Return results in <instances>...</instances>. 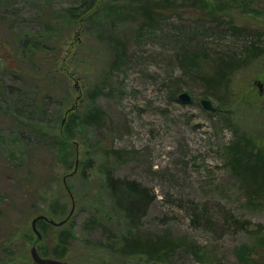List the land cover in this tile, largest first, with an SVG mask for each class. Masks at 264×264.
Returning <instances> with one entry per match:
<instances>
[{"label": "rangeland", "instance_id": "obj_1", "mask_svg": "<svg viewBox=\"0 0 264 264\" xmlns=\"http://www.w3.org/2000/svg\"><path fill=\"white\" fill-rule=\"evenodd\" d=\"M192 1L151 0L171 7L156 15L153 29L140 30L143 17L137 6L145 0H0V20L5 21V27L0 24V40H14L18 57L13 59L34 68L37 53L49 52L48 48L60 58L54 68L58 95L45 109L36 105L23 110L24 118L16 111L17 130L12 110L20 97L4 93L0 99V264H35L32 248L40 254L42 248L51 250L62 229L59 223L73 218L74 238L62 259L65 263L153 264L142 255L121 256L109 250L113 242H120L122 231L116 235L93 222L81 206V190L90 185L99 189L103 182L104 150L112 147L119 151L114 176L139 182L155 195L140 232L167 233L179 242L170 260L160 264H264V197L249 194L231 171L228 155L230 146L244 135L264 151V0H205L224 9L219 23L206 20ZM109 7L119 15L114 24ZM226 20L243 32L234 33L223 23ZM109 41L111 47L116 42L125 50L114 72ZM26 42L32 48L41 45L31 55L25 53ZM253 43L260 51L232 74L227 89L215 92L204 85L199 71H209L221 56H247ZM0 52L8 50L0 45ZM192 53L206 61H200L198 70L185 72L183 61ZM33 72L42 76V70ZM15 80L16 90L20 82ZM103 85L107 86L102 95L92 100L93 88ZM183 92L191 102L179 100ZM202 98L218 112L205 110ZM96 108L106 113L98 126L78 120ZM250 111L256 115L250 116ZM73 112L74 139L64 149L58 138H67ZM40 138L49 148L41 147L37 153L48 155L54 180L52 188L41 189L37 216L56 224L47 237L40 233L38 239L32 229L36 216L19 199L12 168L18 169L16 175L22 166L28 170L35 155L29 142ZM57 200L62 203L56 209L67 206L66 215H53ZM190 203L231 212L247 221L249 229L224 231L193 224L186 211Z\"/></svg>", "mask_w": 264, "mask_h": 264}, {"label": "trees", "instance_id": "obj_2", "mask_svg": "<svg viewBox=\"0 0 264 264\" xmlns=\"http://www.w3.org/2000/svg\"><path fill=\"white\" fill-rule=\"evenodd\" d=\"M152 3L151 0H145L142 5L137 6L138 9L141 10V15L143 17L140 30H143L144 28L153 29L155 26L156 15L161 14V11L164 10L162 8L171 7L169 4L159 5V3L156 2ZM191 5L193 7L199 5L198 9L204 12V18L206 20L219 23L222 19L220 16L222 14V10L224 9L219 6L215 7L213 5H209L205 0H193ZM112 13L115 14V17L112 16L114 17L112 24H114L119 15L116 10L113 9L112 11L110 9V14ZM223 23L228 25L229 29L234 33L243 32L242 28H239L228 20ZM0 24L5 27L4 20H0ZM44 30L46 31V29ZM48 30H52L50 26H48ZM10 41L11 39L6 41L0 40V45L8 50V52H0V99L4 93H16L20 97L19 104L16 106L15 110L14 108L12 110V119L15 122V129L17 130L16 111L17 113L20 112V116L23 117L22 111L27 108H34L37 105L39 108L45 109V105L51 103L58 95L56 83V74L58 72L57 70H54V68L57 67L60 58L56 52H50L52 49L48 48L49 52L46 51L39 52V54L37 53L36 56H38V61L37 64H35L36 68L27 67L23 61L12 58L18 57V52L14 51V40H12L13 43ZM16 41L17 40L15 39V42ZM25 44L24 49L26 52H24H30L31 55L34 53L32 51L33 48H39L41 45L39 42L32 48L28 42ZM109 44L114 54V60L110 70L111 72H114L120 68V63L123 59V55L125 54V50L124 47H119L116 42L115 44H112V47L110 41ZM247 49L249 52L247 56L243 58H238L234 55L221 56L212 62V66H210L209 71H199L200 79L203 80L204 85L213 89L215 92L227 89L230 86L232 74L244 66L249 57H253L252 55L260 51L259 46L255 43ZM185 58L187 59H184L186 62L183 61L186 66L185 72L198 70L200 61H206L205 58L197 57L195 53L185 56ZM33 70L36 72L42 70V76H36ZM14 76L17 77V80L20 82L16 90L14 85L16 80ZM8 77H11L13 84L9 83ZM105 86H95V88L91 91L90 98H93L92 100H94L100 97L105 89ZM69 111L72 110L70 109ZM42 112L46 113L45 110ZM251 112L252 111L248 112L250 116L256 115ZM75 115V112L71 113L69 116L70 119L67 121V138H58L64 149H67L68 146L71 145L72 139H74L72 127L77 121V119H73ZM105 118V111L96 108L94 110H90L83 118H79L78 120L82 119L83 125L85 126H98L105 120ZM18 121L22 125H27L26 122H24L26 121L25 119L23 120L22 118H19ZM38 132L45 135L43 128H38ZM45 137L48 138L49 136L45 135ZM41 141L43 142L44 139H33L29 142V146H31L32 151L35 152V155H32L29 160L31 163L29 166L31 168L29 167L28 170H22V166L19 175L14 174V172H18V169L16 170L15 168H12L14 181L16 180L19 186V199L25 200L28 203L27 206L34 216H37V213L40 212L39 204L42 193L41 189L46 187V185H49V187L52 188L54 180V178L49 176L53 173V171L49 173L52 168L50 167V164L46 162L48 155H45V153H37V150L41 147L47 149L49 148L47 144L42 145L40 143ZM257 146L258 145L255 144L254 139L248 135H244L243 138L239 139L228 149L229 166L231 171H233L235 175L240 178L245 187L248 188L250 195L264 197V151ZM50 148L52 150V142ZM104 153V180L100 183L99 189H94V187L90 185L89 188L84 187L81 190V206L88 209L93 222L96 221L104 224L105 227L110 229L112 233H115L116 235L122 231L120 242H113L109 246V250L112 252L121 256L142 255L149 261L153 262V264L167 263L176 247L180 246L178 240L174 239L167 233L150 236L149 234L141 233L139 230L141 219L146 215L149 207L155 200V195L152 190L143 186L139 182L116 178L114 176V164L119 158V151L112 147L105 149ZM82 179L83 182H87L88 178ZM78 196L80 197V195ZM56 202L53 215H66L67 206L66 208L65 206H62V209H56V207L62 203L60 200H57ZM186 211L189 213V217L191 218L193 224L196 225H215L216 229H222L224 231L229 229H249L247 221L239 220L235 218L231 212H224L221 211V209L219 210V208L209 207L206 205L200 206L198 204L190 203L189 206H187ZM31 213L28 214L31 215ZM0 221H2L1 214ZM74 223L75 219L73 218L69 219L62 225V229L55 239L56 243L53 248L51 250L42 248V257L47 258L51 256L50 258L57 260H62L66 257L74 238ZM37 228L45 238L48 236L50 229L54 228V225L46 219H39L37 221Z\"/></svg>", "mask_w": 264, "mask_h": 264}, {"label": "water", "instance_id": "obj_3", "mask_svg": "<svg viewBox=\"0 0 264 264\" xmlns=\"http://www.w3.org/2000/svg\"><path fill=\"white\" fill-rule=\"evenodd\" d=\"M179 99L182 101V102H185V103H189L191 102V96L187 93V92H184V93H181L179 95ZM201 105L202 107L207 110V111H210L212 113H215L217 112V107L214 106V104L207 98H203L201 99ZM39 219H45L44 216H38L37 218H35L33 221H32V228H33V231L35 232V234L40 238V233L37 229V226H36V223ZM51 223H54V221H50ZM63 222H60V225L63 224ZM31 254H32V258L35 262V264H67L65 262H62L60 260H57V259H51V258H43L40 256V254L38 253V250L36 247H33L32 250H31Z\"/></svg>", "mask_w": 264, "mask_h": 264}]
</instances>
